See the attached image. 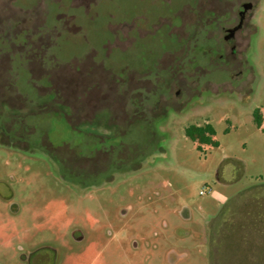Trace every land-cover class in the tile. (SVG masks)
Instances as JSON below:
<instances>
[{
  "label": "rangeland",
  "instance_id": "obj_1",
  "mask_svg": "<svg viewBox=\"0 0 264 264\" xmlns=\"http://www.w3.org/2000/svg\"><path fill=\"white\" fill-rule=\"evenodd\" d=\"M193 1L0 0V264L39 247L46 264H264V0L242 59L138 80L172 43L137 28ZM138 90L171 106L141 115ZM204 124L218 146L197 151L184 130Z\"/></svg>",
  "mask_w": 264,
  "mask_h": 264
},
{
  "label": "flooded vegetation",
  "instance_id": "obj_2",
  "mask_svg": "<svg viewBox=\"0 0 264 264\" xmlns=\"http://www.w3.org/2000/svg\"><path fill=\"white\" fill-rule=\"evenodd\" d=\"M259 1L195 0L191 4H185L172 10V16L177 21L176 24L166 19L158 18L156 23L149 24V29H147L146 24L145 28H137V36H144L154 29L157 30V24L160 26L166 25L168 27L167 35L172 43V46L170 45V47L162 51L163 55L155 58L157 59L155 69L162 70L164 75L160 76L157 73L153 80H150L147 78V74H149L148 66H144V71L142 72L144 76L138 77V80L158 83L159 79H165L167 76L187 80L191 71L201 69L197 65L196 59H242L241 53L246 44V30L252 25L251 22ZM195 3L197 6L201 5L202 7H192ZM218 5L223 6V11H219ZM214 29L218 33H222L221 39L211 36ZM134 38L129 41V45L133 42ZM207 44H212L216 52L215 57H208L207 53L210 49H206ZM159 59H168L166 69L159 68ZM121 80L125 81L124 78H121ZM126 91L127 88L123 87L122 93L126 94ZM142 93V91L138 90L136 100V110L141 115L145 112L149 101H154L156 106H158L159 102H162L163 97H165L164 106H171L166 103L168 101L166 96L151 94L149 98L145 97ZM176 95V100L179 104L182 101L179 99L182 96L181 91H177ZM102 98H104V95ZM92 99H94V96ZM74 239L81 240V238ZM44 252L50 253L55 251L50 247L34 248L29 250L27 254H23L21 260L25 264H46L47 257Z\"/></svg>",
  "mask_w": 264,
  "mask_h": 264
},
{
  "label": "trees",
  "instance_id": "obj_3",
  "mask_svg": "<svg viewBox=\"0 0 264 264\" xmlns=\"http://www.w3.org/2000/svg\"><path fill=\"white\" fill-rule=\"evenodd\" d=\"M253 121L257 128H261L262 116L259 109L253 112ZM264 133V128H261ZM185 136L195 143V148L197 151H202L204 145L217 147L218 142L213 139L215 136V130L210 124H204L202 126L191 125L184 130Z\"/></svg>",
  "mask_w": 264,
  "mask_h": 264
},
{
  "label": "built area",
  "instance_id": "obj_4",
  "mask_svg": "<svg viewBox=\"0 0 264 264\" xmlns=\"http://www.w3.org/2000/svg\"><path fill=\"white\" fill-rule=\"evenodd\" d=\"M199 194L200 195H204L205 194V191H200Z\"/></svg>",
  "mask_w": 264,
  "mask_h": 264
}]
</instances>
